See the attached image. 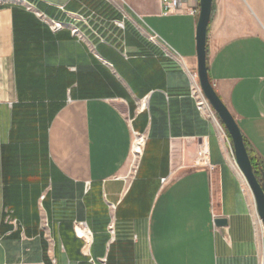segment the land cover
<instances>
[{
    "label": "crops",
    "instance_id": "obj_1",
    "mask_svg": "<svg viewBox=\"0 0 264 264\" xmlns=\"http://www.w3.org/2000/svg\"><path fill=\"white\" fill-rule=\"evenodd\" d=\"M160 1L0 0V264H258L252 200L192 98L200 13ZM215 11L209 77L264 161V35Z\"/></svg>",
    "mask_w": 264,
    "mask_h": 264
},
{
    "label": "water",
    "instance_id": "obj_2",
    "mask_svg": "<svg viewBox=\"0 0 264 264\" xmlns=\"http://www.w3.org/2000/svg\"><path fill=\"white\" fill-rule=\"evenodd\" d=\"M200 15L198 19L197 29V60H198V78L201 89L204 91L205 97L211 103L216 115L224 128H226L232 143V153H234L237 166L240 168L243 177L252 191L256 203L257 214L261 218L264 226V174L262 182L257 178L254 165L246 141L244 140L241 127H239L234 115L231 114L225 102L221 100L208 73V32L210 23L213 18V9L215 0H199ZM219 226L228 224L226 219H217Z\"/></svg>",
    "mask_w": 264,
    "mask_h": 264
},
{
    "label": "rangeland",
    "instance_id": "obj_3",
    "mask_svg": "<svg viewBox=\"0 0 264 264\" xmlns=\"http://www.w3.org/2000/svg\"><path fill=\"white\" fill-rule=\"evenodd\" d=\"M256 7L262 11V14ZM215 9V20L217 22H225L227 25V27L223 28L224 23H222L218 27V30H225L228 36L246 33H260L264 35V0H215ZM216 124L224 133L223 135L224 140L227 142V153L230 157V164L234 167L237 175L240 176L242 181V190L246 195L249 194L250 199L252 200L251 204L253 205L255 215H258L255 199H253L254 197L248 188L246 179L243 177L240 168L237 166L234 153H232V142L228 140V133H226V129L223 127L218 116ZM258 232L260 234L261 241L263 242H261V247L259 249V251H261L264 249V237L261 230H258Z\"/></svg>",
    "mask_w": 264,
    "mask_h": 264
},
{
    "label": "built area",
    "instance_id": "obj_4",
    "mask_svg": "<svg viewBox=\"0 0 264 264\" xmlns=\"http://www.w3.org/2000/svg\"><path fill=\"white\" fill-rule=\"evenodd\" d=\"M162 3L163 6V10H164V14H169L172 12H181V11H189L191 14H195V13H199L200 12V8L196 9V8H185L184 5V0H161L160 1ZM44 20H46L49 24V26L51 27V29L53 30V32H57L63 29V24L59 23V22H55L52 20H48L46 19V17H43ZM74 34H78V30L74 29L72 31ZM158 35H154L152 36L150 39L151 41L156 42V40H158ZM192 78V84H191V91H192V98L194 99L196 105H197V109L200 111V113L202 114V116L206 117L209 120H213V121H217V116L216 112L214 111L211 103L208 102L207 98L205 97L204 91L201 89L200 86V81L198 78V74H193L191 75ZM145 106V105H143ZM146 107V106H145ZM139 139L142 140V144H138L139 143ZM146 139L147 137L145 135L142 134H134V141L132 145V156H133V162L134 164H136L143 156L144 153V147H145V143H146ZM230 141V140H229ZM200 155V161H199V165H209V160H208V154H207V150L203 149L202 151H200L199 153ZM258 217L257 220V227L259 230L262 231L263 237H264V226H263V222L261 220V218L256 215ZM75 226V231H76V236L79 237L80 239H82L85 244L86 247L89 248L93 242V234L91 232V230L88 227V223L86 222H74ZM80 230H84L86 234H82L79 232ZM110 232L113 235L114 234V226H110ZM94 260H91V262H93ZM106 259H103L101 261V264H106ZM95 263V262H94ZM258 264H264V249L258 252Z\"/></svg>",
    "mask_w": 264,
    "mask_h": 264
},
{
    "label": "trees",
    "instance_id": "obj_5",
    "mask_svg": "<svg viewBox=\"0 0 264 264\" xmlns=\"http://www.w3.org/2000/svg\"><path fill=\"white\" fill-rule=\"evenodd\" d=\"M228 136H229V134H228ZM229 140L232 142L230 136H229ZM247 147H248V145H247ZM248 151H249V149H248ZM250 156H251V160H252V165H254V170H255L256 176L262 182V180H263L262 175L264 174V161L262 159H260L257 155L253 154L252 152H250Z\"/></svg>",
    "mask_w": 264,
    "mask_h": 264
},
{
    "label": "bare ground",
    "instance_id": "obj_6",
    "mask_svg": "<svg viewBox=\"0 0 264 264\" xmlns=\"http://www.w3.org/2000/svg\"><path fill=\"white\" fill-rule=\"evenodd\" d=\"M138 141H139L138 144H142V140H141V139H139ZM133 164H134V162H133ZM132 166H133V165H132ZM247 185H248V184H247ZM248 188H249V186H248ZM249 190H250V188H249ZM251 193H252V191H251ZM252 196L254 197L253 193H252ZM253 199H254V198H253ZM256 209H257V208H256ZM79 232L82 233V234H86L84 230H80V229H79Z\"/></svg>",
    "mask_w": 264,
    "mask_h": 264
}]
</instances>
